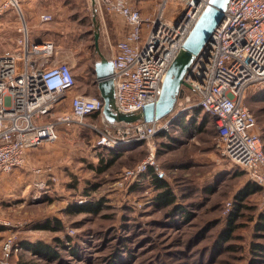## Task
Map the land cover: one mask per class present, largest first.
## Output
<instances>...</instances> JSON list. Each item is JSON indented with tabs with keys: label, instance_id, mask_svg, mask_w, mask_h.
Listing matches in <instances>:
<instances>
[{
	"label": "rangeland",
	"instance_id": "374dc122",
	"mask_svg": "<svg viewBox=\"0 0 264 264\" xmlns=\"http://www.w3.org/2000/svg\"><path fill=\"white\" fill-rule=\"evenodd\" d=\"M130 1L139 4L142 15L151 18L162 3V0ZM54 4V10L61 14L76 10L68 8L67 2ZM95 12L110 19L111 15L105 11ZM88 17L84 21L87 29L92 28ZM96 31L99 34V29ZM90 33L85 34L87 42L75 43L76 56L71 57L78 73L77 86L85 89L92 86L87 93L93 96L97 92L93 66L99 59ZM60 37L61 34L53 38L59 42ZM51 42L57 48L60 46ZM263 89L264 83L251 87L245 101L257 119L256 130L261 137H264V99L259 94ZM176 112L175 109L170 115ZM87 121L99 122L98 118ZM157 136L154 139L157 163L164 172L161 178L177 195L181 210L192 213L190 221L176 217L170 209L154 208L157 192L146 175L130 187L118 185L124 170L146 158L147 144L140 148L125 147L116 164L99 174L96 168L104 152L95 148L97 132L92 128L62 129L58 141L32 151L25 166L5 175L0 184V219L11 223L8 227L0 225L3 257L4 242L13 238L18 251L9 254L10 264H264V257L256 254L254 246L264 245V235L255 230L256 217L262 211L258 195L247 200L230 240L221 242L229 215L235 211L234 205L232 208L235 195L248 176L218 154L214 130L206 127L179 146H172L168 137ZM32 168L47 172L35 176ZM98 201H102L103 209L97 215L67 212L69 206ZM55 219L62 222V231L41 230V225ZM38 241L55 247L56 256L46 258L20 248L22 243Z\"/></svg>",
	"mask_w": 264,
	"mask_h": 264
},
{
	"label": "built area",
	"instance_id": "2783aa9c",
	"mask_svg": "<svg viewBox=\"0 0 264 264\" xmlns=\"http://www.w3.org/2000/svg\"><path fill=\"white\" fill-rule=\"evenodd\" d=\"M22 1L5 0L0 17ZM94 1L100 11L126 27L110 60L117 107L126 114L143 112L159 101L169 68L185 51L186 40L212 0H162L153 18L143 17L130 0ZM40 21L50 23L53 16L41 15ZM19 33L16 48L0 54V174L23 168L32 151L59 140L61 129L80 127L97 132L98 149L116 150L141 141L147 144L146 158L123 171L120 187L139 183L150 168L163 177L155 137L169 132L179 115L199 108L214 125L218 154L246 171L248 179L262 188L260 208L264 209V150L255 116L245 103L249 89L264 83V0H227L223 20L211 40L191 55L177 112L166 122L141 121L126 127L109 124L102 116L100 95L70 96L77 86L76 69L62 60L55 44L31 40L26 25ZM93 114L99 115L98 123L87 121ZM31 171L39 177L47 172L41 168ZM0 225L11 223L0 219ZM3 251L0 264H10L9 254L18 251L13 238L4 242Z\"/></svg>",
	"mask_w": 264,
	"mask_h": 264
},
{
	"label": "crops",
	"instance_id": "0c3cea01",
	"mask_svg": "<svg viewBox=\"0 0 264 264\" xmlns=\"http://www.w3.org/2000/svg\"><path fill=\"white\" fill-rule=\"evenodd\" d=\"M5 0H0V6ZM63 1V3H68V8H74L75 11L71 10V13L61 14L54 10L55 2ZM139 3V2H138ZM58 4V3H57ZM132 5L135 8L140 9V5L136 4L134 1ZM50 6L53 9H44L43 7ZM142 8V7H141ZM66 9V8H65ZM99 9V8H98ZM96 7V2L94 0H25L19 4L18 8L9 7L4 10L2 16L0 17V54L4 52L12 51L16 48V41L19 37V30L21 27L26 25L29 37L31 40L36 42H41L44 40L55 41L60 51V57L62 60H66L72 64V57L76 56V42L80 41L81 43L87 42L86 33L92 35V45L95 47V53L100 61L101 59H106L108 61L113 58L117 51V44L122 39L123 35L126 32V27L122 24L121 21L110 16V19H105V17H100L99 12ZM138 9V10H139ZM89 10V13L87 12ZM49 14L53 16V21L50 23H41V15ZM142 14V13H141ZM97 15V16H96ZM88 17L89 25L84 26L85 18ZM146 17V15H143ZM149 17V16H148ZM50 24V27L48 26ZM45 27V28H44ZM44 28V29H40ZM99 29V39L98 47L95 42L96 30ZM89 30V31H87ZM92 30V31H91ZM50 31V32H49ZM49 32V34L47 33ZM79 33L78 38L76 34ZM47 34V35H46ZM61 34V37L57 40H54V35L58 36ZM88 37V36H87ZM47 38V39H46ZM109 42V47L106 48L107 42ZM103 41V42H102ZM104 43V45H103ZM106 44V45H105ZM103 45V46H102ZM72 55V57H71ZM73 65V64H72ZM73 67L76 66L73 65ZM76 74L77 71H75ZM78 76V75H77ZM92 76L95 77L94 74ZM96 79V78H95ZM89 86V85H88ZM96 86V85H95ZM88 88L92 89V86L87 87V89L82 86H76V88L70 93V96L77 95H87L90 96V93H87ZM97 88V86H96ZM99 90L93 96H97ZM212 122V121H211ZM5 180V175L0 174V184ZM1 247V246H0ZM0 258L3 257V252L0 250ZM2 256V257H1Z\"/></svg>",
	"mask_w": 264,
	"mask_h": 264
},
{
	"label": "trees",
	"instance_id": "16d2710c",
	"mask_svg": "<svg viewBox=\"0 0 264 264\" xmlns=\"http://www.w3.org/2000/svg\"><path fill=\"white\" fill-rule=\"evenodd\" d=\"M93 48L95 49L94 45H93ZM93 70H94V66H93ZM259 95H262V98L264 99V89L263 91L260 92ZM174 115L175 114L169 115L163 118L161 121L166 122L170 120ZM201 115L202 113L199 108L191 112H184L183 114L179 115L171 122L169 132H160L157 137H161V138L168 137L173 142L172 146H179L181 145L182 142H184L183 140L190 139L194 133L200 132L206 127L210 126L211 129L214 130V132L216 133L214 125L210 122L209 117L204 115L205 118L201 119ZM88 118L89 119L98 118L99 120V115L98 114L89 115ZM61 130L59 131V135L61 133ZM216 137H217V133H216ZM260 140H261L262 147L264 150V137L260 136ZM145 144L146 143L144 141H141V142H137V143L129 145L128 148L133 147V146H137L140 148V147L145 146ZM124 148L125 147H121L116 150L102 149L104 153H101V155L99 156L100 164L96 168V171L99 174H102L106 172L107 170H109L110 168H112L116 164V162L119 160V158L122 156V152H123L122 149ZM240 169L244 171L242 168ZM157 173L158 171L155 168H150L149 171L146 173V176L148 180L150 181V183L152 184V187L157 192V196L154 200V208H156L157 210L170 209L171 211H175L174 213L176 217H180L181 219L190 221V217L192 216V213L185 211V210H181L182 207H180L179 204L177 203L178 201L177 195L174 193L169 183L163 180V178L158 177ZM261 193H262V188L258 184L254 183L253 181H250L249 179L245 183L243 188H241L236 193L235 199H234L235 204L232 203V208L234 205L235 211H233L231 215H229L230 217L228 219L227 226L223 232V234L225 235L224 236L221 235L220 237L222 238L221 242L223 241L226 242L230 240L233 232H235L237 228L235 223L240 218V212L246 208L247 206L246 202L250 197L254 195H258V198H259L258 205L260 207ZM232 208L230 210H232ZM102 209H103V203L102 201H98V202H87L85 204H80V205L75 204V205L69 206L67 208V212L72 215H79V214L97 215L102 211ZM255 222H256L255 230L257 234L264 235V209H262V211L258 214ZM40 228L41 230H44V231L60 232L63 230V225L59 219H55L53 221H48L47 223L41 225ZM57 242L61 243L59 240H57ZM254 246L257 248L256 254H259L260 256L264 257V245H262L261 243H255ZM20 248L22 250L29 251L30 253L37 255V256H45L46 258H49L51 256L52 257L56 256L57 254L55 247L49 244H46L42 241H38L36 243L25 242L21 244Z\"/></svg>",
	"mask_w": 264,
	"mask_h": 264
},
{
	"label": "water",
	"instance_id": "95a60500",
	"mask_svg": "<svg viewBox=\"0 0 264 264\" xmlns=\"http://www.w3.org/2000/svg\"><path fill=\"white\" fill-rule=\"evenodd\" d=\"M227 0H212L209 8L204 12L192 33L185 42V51L171 65L163 83V91L156 104H149L143 112L122 113L116 104V80L111 61L101 59L94 64L93 74L99 90L100 98L104 102L102 116L113 126L126 127L130 124L145 121L162 120L175 109L183 83V76L190 63L191 55L197 54L205 44L211 40L213 31L223 20ZM99 34H95L98 47Z\"/></svg>",
	"mask_w": 264,
	"mask_h": 264
},
{
	"label": "bare ground",
	"instance_id": "6f19581e",
	"mask_svg": "<svg viewBox=\"0 0 264 264\" xmlns=\"http://www.w3.org/2000/svg\"><path fill=\"white\" fill-rule=\"evenodd\" d=\"M94 78V77H93Z\"/></svg>",
	"mask_w": 264,
	"mask_h": 264
}]
</instances>
